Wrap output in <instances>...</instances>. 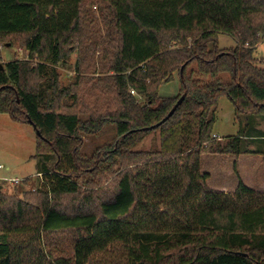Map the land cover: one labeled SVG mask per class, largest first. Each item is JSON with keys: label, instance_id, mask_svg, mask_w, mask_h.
Returning a JSON list of instances; mask_svg holds the SVG:
<instances>
[{"label": "trees", "instance_id": "trees-1", "mask_svg": "<svg viewBox=\"0 0 264 264\" xmlns=\"http://www.w3.org/2000/svg\"><path fill=\"white\" fill-rule=\"evenodd\" d=\"M14 36L27 57L0 64V114L36 125L43 184L0 190V264H264V192L240 176L213 188L202 169L205 154H264L214 136L223 95L264 118V0H0V42Z\"/></svg>", "mask_w": 264, "mask_h": 264}, {"label": "rangeland", "instance_id": "rangeland-1", "mask_svg": "<svg viewBox=\"0 0 264 264\" xmlns=\"http://www.w3.org/2000/svg\"><path fill=\"white\" fill-rule=\"evenodd\" d=\"M94 17H98L96 9L93 10ZM13 43L0 42L2 57L0 64L13 60L17 56L26 58L27 55L22 49L20 38L13 37ZM237 44V40L230 35L220 34V45L231 47ZM104 54L101 47L98 48L96 56L100 59ZM76 53L72 57V62L76 60ZM255 56L264 65V37L258 43ZM64 75L61 77L65 81V75H73V70L62 69ZM88 74V73H86ZM181 85L179 78L171 83L165 84L161 88V95L175 96L180 93ZM239 133L243 134V147L247 150H264V118H240L235 112L232 100L223 95L219 99L216 111V122L214 134L226 138ZM260 135L259 139H252L251 136ZM116 135L114 125L107 126L96 136L85 139L84 151L92 153L98 146L109 144ZM258 135V136H259ZM257 136V135H256ZM154 133L141 142L136 149L150 148L155 143ZM223 140V139H222ZM37 135L33 125L15 121L8 114H0V190L4 194L23 197L24 192L37 190L41 187L42 176L38 174L37 160L33 157L36 153ZM237 163L235 165V162ZM203 171L210 173L208 184L216 189H225L226 192H233L238 184V176L246 178L252 185L260 186L264 181V154H240L220 155L205 154L202 157ZM14 180H18L14 183ZM69 243L65 244L68 248Z\"/></svg>", "mask_w": 264, "mask_h": 264}, {"label": "water", "instance_id": "water-1", "mask_svg": "<svg viewBox=\"0 0 264 264\" xmlns=\"http://www.w3.org/2000/svg\"><path fill=\"white\" fill-rule=\"evenodd\" d=\"M1 68H2V67H1ZM183 68H184V66H183ZM185 97H186V93L183 94V95L180 97V99H179L178 102L175 104V106L172 108V110L169 112V114H168V115H167V116H166L161 122H159V123L156 124V125L151 126L150 129L155 128L156 126H159L160 124H162L163 122H165L169 117H171V116L175 113V111H176V109L179 107V105L182 104V102L184 101ZM29 120H30L31 123L33 122L32 119H29ZM32 124H33V123H32ZM33 126H34V128H37L35 124H33ZM37 134H38V135H41V131H40L39 129H37ZM242 254L246 255L247 253H242Z\"/></svg>", "mask_w": 264, "mask_h": 264}, {"label": "crops", "instance_id": "crops-1", "mask_svg": "<svg viewBox=\"0 0 264 264\" xmlns=\"http://www.w3.org/2000/svg\"><path fill=\"white\" fill-rule=\"evenodd\" d=\"M219 136H220V135H219ZM247 154H252V155H253L254 153H247ZM242 180H243L247 185L253 187V188L256 189L257 191H259V192H264V181L259 183L260 186H257V185L254 186V185H252L249 181H247L246 178H244V176L242 177ZM1 187H2V186H1ZM220 190L225 191V189H221V188H220Z\"/></svg>", "mask_w": 264, "mask_h": 264}, {"label": "built area", "instance_id": "built-area-1", "mask_svg": "<svg viewBox=\"0 0 264 264\" xmlns=\"http://www.w3.org/2000/svg\"><path fill=\"white\" fill-rule=\"evenodd\" d=\"M133 94H136V92L133 90V91H131ZM214 136L216 137V138H218V139H221V137H219V135L218 134H214ZM0 167H2L1 165H0ZM18 182V180H14V183H17Z\"/></svg>", "mask_w": 264, "mask_h": 264}]
</instances>
